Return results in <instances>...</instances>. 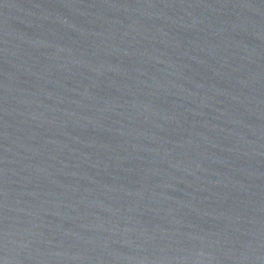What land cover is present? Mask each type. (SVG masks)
<instances>
[{
  "label": "water",
  "instance_id": "obj_1",
  "mask_svg": "<svg viewBox=\"0 0 264 264\" xmlns=\"http://www.w3.org/2000/svg\"><path fill=\"white\" fill-rule=\"evenodd\" d=\"M0 264H264V0H0Z\"/></svg>",
  "mask_w": 264,
  "mask_h": 264
}]
</instances>
